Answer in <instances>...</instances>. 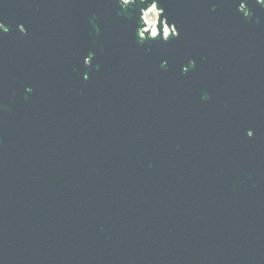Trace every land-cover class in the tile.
Segmentation results:
<instances>
[{"label": "water", "instance_id": "95a60500", "mask_svg": "<svg viewBox=\"0 0 264 264\" xmlns=\"http://www.w3.org/2000/svg\"><path fill=\"white\" fill-rule=\"evenodd\" d=\"M56 2L0 28V264H264V6L159 0L180 38L145 43Z\"/></svg>", "mask_w": 264, "mask_h": 264}, {"label": "clouds", "instance_id": "9594fccd", "mask_svg": "<svg viewBox=\"0 0 264 264\" xmlns=\"http://www.w3.org/2000/svg\"><path fill=\"white\" fill-rule=\"evenodd\" d=\"M118 3L125 10L132 7L139 8L140 27L137 30V34L140 41L148 43L150 41L160 40L163 43H168L173 38H180V32L177 26L174 23H169L164 9L160 7L159 0H118ZM256 3L264 6V0H256ZM140 5H146V7H140ZM238 11L243 13L245 18H251L253 15L252 11L248 8L246 0H241ZM0 28L3 29V34H7L10 31V29L2 21H0ZM19 32L23 35H27V29L24 25L21 24L19 26ZM94 58L95 54L89 53V55L84 58V61L85 59H91L92 63H84L85 66L92 68ZM189 67H195V61H190ZM189 67H185L183 71L187 73L189 71ZM84 78L88 79L89 77L85 74ZM28 91L31 92V89L29 88ZM247 136L252 138L254 136V132L249 130L247 132Z\"/></svg>", "mask_w": 264, "mask_h": 264}, {"label": "flooded vegetation", "instance_id": "af4514ba", "mask_svg": "<svg viewBox=\"0 0 264 264\" xmlns=\"http://www.w3.org/2000/svg\"><path fill=\"white\" fill-rule=\"evenodd\" d=\"M53 2L54 0H3V8L6 9L5 12L8 15L3 17V23L10 30L14 27L19 30V26L22 24L27 29V33L34 32L33 25L37 22L41 24L54 23L56 8H53ZM21 11L22 14H20ZM57 13L61 12L57 10ZM13 15L16 16L15 26H12L10 20Z\"/></svg>", "mask_w": 264, "mask_h": 264}]
</instances>
